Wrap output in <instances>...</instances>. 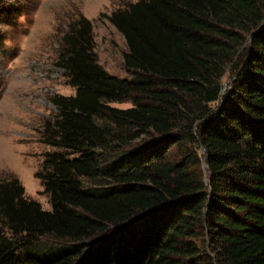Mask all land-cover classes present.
I'll list each match as a JSON object with an SVG mask.
<instances>
[{
    "label": "trees",
    "instance_id": "1",
    "mask_svg": "<svg viewBox=\"0 0 264 264\" xmlns=\"http://www.w3.org/2000/svg\"><path fill=\"white\" fill-rule=\"evenodd\" d=\"M18 16L0 6V25ZM108 19L131 79L97 64L88 20L69 26L57 65L75 93L52 98L36 174L50 210L0 180V264H264V0Z\"/></svg>",
    "mask_w": 264,
    "mask_h": 264
},
{
    "label": "rangeland",
    "instance_id": "2",
    "mask_svg": "<svg viewBox=\"0 0 264 264\" xmlns=\"http://www.w3.org/2000/svg\"><path fill=\"white\" fill-rule=\"evenodd\" d=\"M137 1L0 0V6L19 12L14 25H0V180L17 179L25 197L43 210H50L49 197L36 174L44 156L55 151L44 143V125L57 114L53 96L75 93L57 65L61 39L73 22L88 20L97 64L112 77L131 79L123 60L125 41L108 18ZM229 77L227 70L222 85ZM111 107L124 110L132 103Z\"/></svg>",
    "mask_w": 264,
    "mask_h": 264
},
{
    "label": "water",
    "instance_id": "3",
    "mask_svg": "<svg viewBox=\"0 0 264 264\" xmlns=\"http://www.w3.org/2000/svg\"><path fill=\"white\" fill-rule=\"evenodd\" d=\"M202 153L204 154V150H202ZM206 168V166H204Z\"/></svg>",
    "mask_w": 264,
    "mask_h": 264
}]
</instances>
